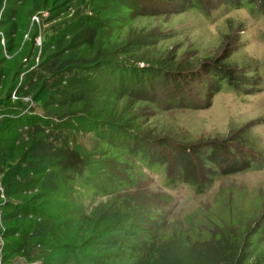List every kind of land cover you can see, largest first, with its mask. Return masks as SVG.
<instances>
[{
	"label": "trees",
	"instance_id": "trees-1",
	"mask_svg": "<svg viewBox=\"0 0 264 264\" xmlns=\"http://www.w3.org/2000/svg\"><path fill=\"white\" fill-rule=\"evenodd\" d=\"M159 2L0 0L3 264H264V202L223 196L176 220L171 196H123L139 188L141 180L132 173L137 164L150 170L163 165L150 148L143 150L142 127L136 132L134 120L117 107L125 98L147 102L157 91L162 69L139 66L150 61L141 53L145 31L134 26L160 16L154 6ZM252 2L264 15V0ZM200 8L192 3L178 13ZM230 54L202 63L200 72L163 76L158 85L174 84L187 98V85L197 77L205 83L206 105L182 107H210L213 84L224 79L235 89L243 84L235 82L240 76L233 67L221 63ZM29 101L35 107L29 109ZM80 134L94 135L98 146L87 148ZM164 145L166 152L172 143ZM177 146L176 171L163 173L167 188L178 186L181 177L195 184L199 163L216 175L223 152L232 160L220 173L239 171V156L229 149L236 150L235 143ZM119 169L126 176L114 177ZM107 191L101 198L108 201L85 208L98 197L94 193ZM235 197L244 199L241 206Z\"/></svg>",
	"mask_w": 264,
	"mask_h": 264
},
{
	"label": "rangeland",
	"instance_id": "rangeland-1",
	"mask_svg": "<svg viewBox=\"0 0 264 264\" xmlns=\"http://www.w3.org/2000/svg\"><path fill=\"white\" fill-rule=\"evenodd\" d=\"M158 1L160 2L154 6L160 10L161 15L137 20L134 26L135 29L145 31L143 34L146 41L142 43L145 46L141 53L150 61V64L138 62L139 66L155 64L162 69V76L155 80L157 91L153 99H146L147 102L125 98L117 103V107L120 115L134 120L130 124L135 126L136 132L137 128L142 127L139 138L143 136L140 140L143 150L150 148L152 155H157L155 162H162L163 165L150 170L148 165L137 164L132 173L141 180L139 188L126 192L123 196H171L174 199L176 220L184 219L189 212L196 211L203 205H215V200L222 199L223 196H247L250 201L254 199V204H261L264 202V15L252 0H240V5L227 3V0ZM192 3L203 8L178 13L182 6ZM33 20L40 22L39 18ZM228 52L232 54L221 63L224 67H233L232 73L235 71L241 80L237 79L235 82L243 84L239 89L231 86L227 79L213 84L210 107L200 110L182 107H201L206 89L205 83L197 77L190 81L191 85H187L190 91L187 98L181 95L174 84L158 85L163 76L172 77L171 74L179 71L186 74L200 72L202 63L213 62L217 58L220 62ZM216 64L220 67L216 62L213 66ZM258 76L261 77L260 80L257 79L258 82L253 80ZM179 78L185 84L186 76L181 75ZM32 107L35 104L29 101V109ZM93 136L80 134L79 141L87 148H94L98 146V142ZM165 141L172 143L166 152ZM208 141L237 144L239 147L236 146V150L232 147L229 149L239 156V171L221 174L224 173L221 169L232 160L223 152L224 163L220 164V171L217 169L216 175L208 174L212 171L209 168L203 169L199 163L195 184L188 185L181 177L178 186L167 188L163 173L166 175L169 168L171 173L176 171L173 157L177 145L202 144ZM243 166L246 168L243 169ZM158 170L162 172V176ZM117 171L114 177L126 176L125 171ZM170 176L178 180L177 174ZM96 183L103 186V182ZM108 192L94 193L98 197H91L89 202L86 201L85 208L90 211L108 201L105 200L108 197L101 198ZM3 199L5 197L0 196V201ZM243 202L244 199L236 198V205L241 206ZM239 225L240 223L234 224L237 229L240 228ZM2 247L0 246V258ZM19 263L24 264V261L20 260Z\"/></svg>",
	"mask_w": 264,
	"mask_h": 264
},
{
	"label": "built area",
	"instance_id": "built-area-1",
	"mask_svg": "<svg viewBox=\"0 0 264 264\" xmlns=\"http://www.w3.org/2000/svg\"><path fill=\"white\" fill-rule=\"evenodd\" d=\"M3 117H4V116L0 115V120H1ZM3 244H4V243L1 241V242H0V246L2 247ZM1 251H2V250H1ZM0 264H3V263H2V258H0Z\"/></svg>",
	"mask_w": 264,
	"mask_h": 264
},
{
	"label": "clouds",
	"instance_id": "clouds-1",
	"mask_svg": "<svg viewBox=\"0 0 264 264\" xmlns=\"http://www.w3.org/2000/svg\"><path fill=\"white\" fill-rule=\"evenodd\" d=\"M142 66H143V65H142ZM142 66H141V67H142Z\"/></svg>",
	"mask_w": 264,
	"mask_h": 264
}]
</instances>
